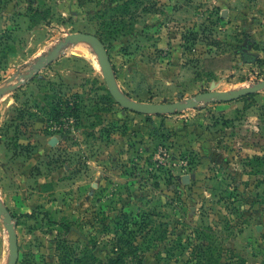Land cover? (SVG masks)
<instances>
[{
  "label": "rangeland",
  "instance_id": "374dc122",
  "mask_svg": "<svg viewBox=\"0 0 264 264\" xmlns=\"http://www.w3.org/2000/svg\"><path fill=\"white\" fill-rule=\"evenodd\" d=\"M108 6L0 0V84L73 32L103 41L138 101L264 79V0H137L110 27ZM0 195L17 264H264V91L137 114L70 47L0 98ZM7 252L0 220V264Z\"/></svg>",
  "mask_w": 264,
  "mask_h": 264
},
{
  "label": "water",
  "instance_id": "95a60500",
  "mask_svg": "<svg viewBox=\"0 0 264 264\" xmlns=\"http://www.w3.org/2000/svg\"><path fill=\"white\" fill-rule=\"evenodd\" d=\"M82 45L95 55L99 70L112 99L123 109L143 115H172L189 109H202L211 103L231 102L264 91V79L249 82L228 90H207L172 102H143L131 98L119 86L113 65L103 41L95 34L86 32L66 33L48 50L39 53L30 62L0 84V98L29 83L43 68L70 47ZM0 220L2 221L8 245V252L2 264H17V219L8 210L0 195Z\"/></svg>",
  "mask_w": 264,
  "mask_h": 264
},
{
  "label": "trees",
  "instance_id": "16d2710c",
  "mask_svg": "<svg viewBox=\"0 0 264 264\" xmlns=\"http://www.w3.org/2000/svg\"><path fill=\"white\" fill-rule=\"evenodd\" d=\"M114 4V6H108V9H111L113 14L111 15L110 24L108 27L113 26L121 22L125 15H129L132 12V6H137V0H106ZM102 15H105L104 12ZM100 17V16H99ZM214 59H204V62H212ZM110 101V100H109ZM63 110H72L70 106L65 105L62 107ZM72 112V111H71ZM62 112L58 111L54 114V120L58 121L60 119ZM150 117V116H148ZM67 232H72V227H66Z\"/></svg>",
  "mask_w": 264,
  "mask_h": 264
}]
</instances>
